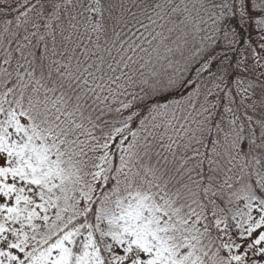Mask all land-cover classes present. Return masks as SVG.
<instances>
[{"label": "snow or ice", "instance_id": "obj_1", "mask_svg": "<svg viewBox=\"0 0 264 264\" xmlns=\"http://www.w3.org/2000/svg\"><path fill=\"white\" fill-rule=\"evenodd\" d=\"M0 264H264V0H0Z\"/></svg>", "mask_w": 264, "mask_h": 264}]
</instances>
